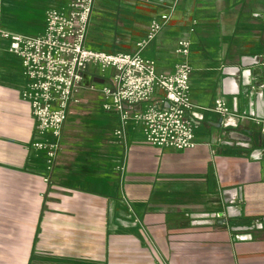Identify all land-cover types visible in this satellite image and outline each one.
<instances>
[{"label": "crops", "instance_id": "0c3cea01", "mask_svg": "<svg viewBox=\"0 0 264 264\" xmlns=\"http://www.w3.org/2000/svg\"><path fill=\"white\" fill-rule=\"evenodd\" d=\"M70 1L1 0L0 30L38 34L45 12ZM172 10L143 56L172 74L178 42L191 41L192 150L154 146L133 123L117 137L101 91L114 71L90 65L50 168L31 147L21 61L0 41V264H264V159H251L264 149V91L252 88L254 72L264 84V65L233 74L264 56V0H96L87 45L135 52ZM219 99L228 117L215 111ZM225 212L227 222L216 216Z\"/></svg>", "mask_w": 264, "mask_h": 264}, {"label": "built area", "instance_id": "2783aa9c", "mask_svg": "<svg viewBox=\"0 0 264 264\" xmlns=\"http://www.w3.org/2000/svg\"><path fill=\"white\" fill-rule=\"evenodd\" d=\"M95 5L96 0H72L66 7L50 8L45 12L42 32L35 35L0 30V41L22 64V99L29 104L35 123L31 147L46 153L51 168L70 103L88 67L95 65L103 75L114 71L112 85L101 91L107 100L104 111L118 117L114 133L117 137L122 138L126 127L133 123L154 146L179 151L197 148L196 107L191 96V41L184 38L178 42L176 52L183 60L172 74L158 73L156 62L143 56V51L170 22L174 10L151 22L147 36L138 42L135 52L107 53L87 45ZM254 65L263 66L264 56L247 60L245 69H237L233 74L246 78ZM257 70L260 74L261 69ZM257 77L254 72L252 79L256 82L252 88L263 93L264 84H259ZM157 93L162 96L160 101H155ZM215 111L223 118L231 115L223 99L216 101ZM256 124L264 135V120L257 119ZM251 159H264V149ZM216 216L228 220L226 212ZM258 225L254 223L252 229Z\"/></svg>", "mask_w": 264, "mask_h": 264}, {"label": "rangeland", "instance_id": "374dc122", "mask_svg": "<svg viewBox=\"0 0 264 264\" xmlns=\"http://www.w3.org/2000/svg\"><path fill=\"white\" fill-rule=\"evenodd\" d=\"M119 50H120V48L118 47V44H116L115 51H119ZM88 71H90V68H89ZM106 84H107V85H112V80L110 81L109 79H107V80H106Z\"/></svg>", "mask_w": 264, "mask_h": 264}, {"label": "water", "instance_id": "95a60500", "mask_svg": "<svg viewBox=\"0 0 264 264\" xmlns=\"http://www.w3.org/2000/svg\"><path fill=\"white\" fill-rule=\"evenodd\" d=\"M0 2H1V0H0ZM94 81L98 82V83H103L104 82V80L101 79V78H96V79H94Z\"/></svg>", "mask_w": 264, "mask_h": 264}]
</instances>
